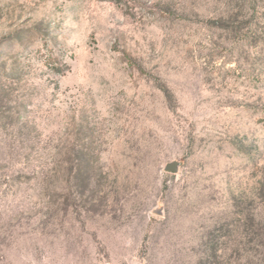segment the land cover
Listing matches in <instances>:
<instances>
[{"label":"rangeland","instance_id":"1","mask_svg":"<svg viewBox=\"0 0 264 264\" xmlns=\"http://www.w3.org/2000/svg\"><path fill=\"white\" fill-rule=\"evenodd\" d=\"M0 264H264V0H0Z\"/></svg>","mask_w":264,"mask_h":264},{"label":"water","instance_id":"2","mask_svg":"<svg viewBox=\"0 0 264 264\" xmlns=\"http://www.w3.org/2000/svg\"><path fill=\"white\" fill-rule=\"evenodd\" d=\"M176 163H173V164H170V165H167V167H166V170L168 171V172H174L175 170H176Z\"/></svg>","mask_w":264,"mask_h":264},{"label":"trees","instance_id":"3","mask_svg":"<svg viewBox=\"0 0 264 264\" xmlns=\"http://www.w3.org/2000/svg\"><path fill=\"white\" fill-rule=\"evenodd\" d=\"M60 71V73H64L65 71H67V69H59Z\"/></svg>","mask_w":264,"mask_h":264}]
</instances>
